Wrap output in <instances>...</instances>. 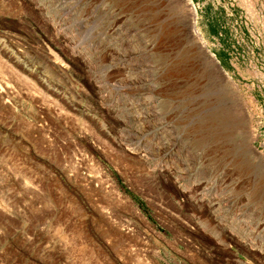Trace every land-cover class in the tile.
<instances>
[{
	"label": "rangeland",
	"instance_id": "obj_1",
	"mask_svg": "<svg viewBox=\"0 0 264 264\" xmlns=\"http://www.w3.org/2000/svg\"><path fill=\"white\" fill-rule=\"evenodd\" d=\"M189 2L0 0V264H264V0Z\"/></svg>",
	"mask_w": 264,
	"mask_h": 264
},
{
	"label": "water",
	"instance_id": "obj_2",
	"mask_svg": "<svg viewBox=\"0 0 264 264\" xmlns=\"http://www.w3.org/2000/svg\"><path fill=\"white\" fill-rule=\"evenodd\" d=\"M174 1L180 5H184L187 7V4L184 0H174ZM189 26H190V28H189L190 30H188L187 37H186L188 42L192 45V47L194 48L196 53L199 55V57L203 61V63L204 62L207 63V61H209L212 64V58H213V60L215 61V64H212V68L214 69L215 73L218 76L224 78L225 73H224V70L221 67L220 63L213 57L212 54H210L208 51L201 48L199 42L196 39H194L190 36V32L192 31L191 29H193V23L191 21H189Z\"/></svg>",
	"mask_w": 264,
	"mask_h": 264
},
{
	"label": "bare ground",
	"instance_id": "obj_3",
	"mask_svg": "<svg viewBox=\"0 0 264 264\" xmlns=\"http://www.w3.org/2000/svg\"><path fill=\"white\" fill-rule=\"evenodd\" d=\"M185 2H186V4H187V6H188V8L190 7V14H192L193 15V11H192V9H191V4H190V2H189V0H184ZM194 6V5H193ZM189 15V14H188ZM191 17V16H190ZM192 19V18H191ZM190 20V19H189ZM194 27V26H193ZM195 34H196V32L195 31H193ZM182 35V34H181ZM198 39V38H197ZM202 45V44H201ZM129 62V61H128ZM212 64H215V61L213 60V58H212ZM224 79H226V81L228 80V82H230L229 81V79H227L225 76H224ZM231 83V82H230Z\"/></svg>",
	"mask_w": 264,
	"mask_h": 264
}]
</instances>
